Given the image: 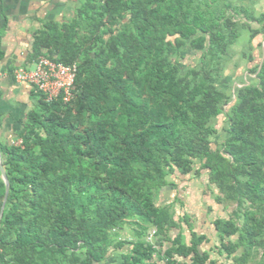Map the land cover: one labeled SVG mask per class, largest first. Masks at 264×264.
Instances as JSON below:
<instances>
[{
  "label": "trees",
  "instance_id": "16d2710c",
  "mask_svg": "<svg viewBox=\"0 0 264 264\" xmlns=\"http://www.w3.org/2000/svg\"><path fill=\"white\" fill-rule=\"evenodd\" d=\"M234 1L83 0L36 32L32 57L76 63V93H37L5 150L0 264H216L205 235L189 225L186 243L181 220L157 204L197 163L215 201L236 205L213 221L219 255L264 264V47L248 83L220 84L242 31L251 47L264 34V13Z\"/></svg>",
  "mask_w": 264,
  "mask_h": 264
},
{
  "label": "crops",
  "instance_id": "0c3cea01",
  "mask_svg": "<svg viewBox=\"0 0 264 264\" xmlns=\"http://www.w3.org/2000/svg\"><path fill=\"white\" fill-rule=\"evenodd\" d=\"M82 2L83 0H0V162L4 168L5 150L20 143L23 123L28 113L36 109L38 104L37 93L28 83L16 81L14 70L18 67L33 68L35 58L32 54L36 32L48 25L66 23L73 18ZM256 6L264 11V0ZM258 7L256 8L260 10ZM205 174L208 176L202 170L197 176ZM189 175L177 178L180 183L173 179L176 186H170L160 193L157 204L170 206L175 220H181L186 243L191 238L189 225L197 235H205L200 248L209 251L212 259V253L215 250L218 252L220 245L213 225L218 217L213 215L221 209V205L215 199H184L180 185L191 179ZM1 183L4 184V179L0 173V187ZM2 202L0 200V211ZM116 257L119 259V256H115L111 259V264H116ZM225 257L227 258L226 255Z\"/></svg>",
  "mask_w": 264,
  "mask_h": 264
},
{
  "label": "rangeland",
  "instance_id": "374dc122",
  "mask_svg": "<svg viewBox=\"0 0 264 264\" xmlns=\"http://www.w3.org/2000/svg\"><path fill=\"white\" fill-rule=\"evenodd\" d=\"M260 1L261 0H235L234 3L237 5H243L248 9L252 10L255 15H259L260 13H264V11H262L263 9L256 6V4L260 3ZM256 7H258L260 10H258ZM240 19L242 21H245V19L243 18ZM249 24L253 29H257L259 27V24L256 22H249ZM249 34L250 33L247 29L242 31L241 36L239 37L237 43L234 45V50L236 51V54L233 57L232 61L228 62V69H226V75L220 83L222 87L229 89L231 93L234 91L235 87L242 86L241 82L247 81L246 83H248L249 76L254 77V74L250 73L248 71V68L260 64L263 60L262 49L264 47V34H259L252 40V47L249 46L248 42ZM249 54L252 56V61L250 63H248L247 60V56ZM196 59V57H187L186 62H191L192 60ZM223 126L224 117L223 115H220L216 124V138L219 140L221 137L225 136V132L222 129ZM198 166V163L195 164L194 169L198 168ZM191 174L192 172L189 175L191 176V179L188 180V182L186 183L181 182L182 184L180 185V190L184 196V199H214L216 189L213 185L211 186V184L208 183V176H206V174L201 176H197L195 173L193 175ZM173 179L178 181L175 176H172L171 178V180L174 182ZM178 182L180 183V181ZM174 186L176 185H172L171 187L174 188ZM220 205L221 209H218L213 216L228 218L231 216L232 210L236 207L235 204H230L226 208H224L225 205ZM122 233V236L129 235L128 229L122 231ZM212 259H214V261L216 260V263L219 262L220 264H232L231 258H226L225 253L219 255L216 250L214 253H212ZM117 262L118 260H116V263Z\"/></svg>",
  "mask_w": 264,
  "mask_h": 264
},
{
  "label": "built area",
  "instance_id": "2783aa9c",
  "mask_svg": "<svg viewBox=\"0 0 264 264\" xmlns=\"http://www.w3.org/2000/svg\"><path fill=\"white\" fill-rule=\"evenodd\" d=\"M77 64H64L45 56H40L34 67L26 69L18 67L14 70V78L18 82L31 85L36 93L43 95L48 102L61 100L70 102L75 96V79ZM155 231L148 236L151 240Z\"/></svg>",
  "mask_w": 264,
  "mask_h": 264
},
{
  "label": "water",
  "instance_id": "95a60500",
  "mask_svg": "<svg viewBox=\"0 0 264 264\" xmlns=\"http://www.w3.org/2000/svg\"><path fill=\"white\" fill-rule=\"evenodd\" d=\"M0 173H1L2 177H3V179H4V184H5V193H4V198H3V202H2V208H1V211H0V220H1L4 207H5L7 199H8L9 187H10L9 180H8V177H7V174H6V170L3 167L1 162H0Z\"/></svg>",
  "mask_w": 264,
  "mask_h": 264
}]
</instances>
